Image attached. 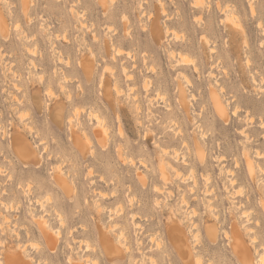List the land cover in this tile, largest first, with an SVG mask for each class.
Wrapping results in <instances>:
<instances>
[{
  "label": "rangeland",
  "instance_id": "rangeland-1",
  "mask_svg": "<svg viewBox=\"0 0 264 264\" xmlns=\"http://www.w3.org/2000/svg\"><path fill=\"white\" fill-rule=\"evenodd\" d=\"M198 2L0 0V264H264V0Z\"/></svg>",
  "mask_w": 264,
  "mask_h": 264
},
{
  "label": "bare ground",
  "instance_id": "bare-ground-1",
  "mask_svg": "<svg viewBox=\"0 0 264 264\" xmlns=\"http://www.w3.org/2000/svg\"><path fill=\"white\" fill-rule=\"evenodd\" d=\"M196 1L195 0V3L194 5H196ZM199 2L198 3H201V0H198ZM197 3V4H198ZM23 4V2H22ZM26 9V8H25ZM226 9V8H225ZM233 20V19H232ZM235 21V20H234ZM3 23V22H2ZM4 31V30H3ZM121 53V52H120ZM187 63V62H186ZM209 97H210V102L213 106V109L216 113V115L224 120L225 122H227L229 120V117H228V113H227V110L223 104V102L221 101L220 99V96L214 91V90H211L210 94H209ZM185 96H184V93L182 92L181 95H180V104H182L183 106L186 107V103H185ZM247 114V113H246ZM252 120V119H251ZM176 125V124H175ZM101 135H103V133L101 132ZM105 135V134H104ZM104 137V136H103ZM186 144V143H185ZM21 145V144H20ZM20 145H15V150L17 151V153H19L21 156H23L24 158H30V157H33L34 158V155L31 156V154L27 153L25 150L26 148L25 147H21ZM158 145V144H157ZM25 148V149H24ZM162 149V148H161ZM165 150V149H164ZM166 151V150H165ZM189 151V150H188ZM163 152V151H162ZM164 153V152H163ZM177 154V153H175ZM178 155V154H177ZM176 155V156H177ZM175 156V157H176ZM178 158V157H177ZM176 160V159H175ZM163 161V159H162ZM161 161V162H162ZM124 164V163H123ZM247 166L249 168V170L251 172H253V165L251 163V161H247ZM172 167V166H171ZM247 168V170H248ZM160 170H161V174H162V178L164 179V181H168V178L166 177V165L163 164L162 162V165L160 167ZM175 172V171H174ZM191 173V172H190ZM177 174V173H176ZM175 174V175H176ZM192 174V173H191ZM253 175V173H252ZM179 176V175H177ZM206 178V177H205ZM209 181V180H208ZM235 181V180H234ZM195 182V181H194ZM234 183V182H233ZM195 185V184H194ZM64 187L68 189V186L66 184H64ZM207 188V187H206ZM192 190V189H191ZM207 192V191H206ZM207 194V193H206ZM184 200V199H183ZM243 216V215H242ZM247 220V219H246ZM40 230L42 232V234L44 235L45 238L48 237V234L47 232L45 231L43 225L40 226ZM211 232V231H210ZM173 235L171 236V240L172 242L174 243V245L178 248L179 252H180V256L182 257V259L185 261L186 259L188 258H191V254L189 252V250L186 248V246H184V242L182 240H180L179 235V230L177 228H174L173 229ZM51 235V234H50ZM122 235V233H121ZM227 236V235H226ZM225 236V237H226ZM51 236H49V240ZM121 237V236H120ZM53 239V237H52ZM54 240V239H53ZM56 241V240H55ZM229 241L231 242V249L232 251L238 256V260L240 261V264H254V260H252L248 250L245 248L244 244H242V241H241V236L239 235V233H236V232H232L231 236H229ZM48 243H51L52 242H48ZM107 243V242H105ZM50 244V245H51ZM54 244V243H53ZM107 245V244H106ZM127 248V247H126ZM263 248V247H262ZM109 250V249H108ZM197 261H199L197 259ZM201 261V260H200ZM261 261V260H260ZM195 263V262H194ZM197 263V262H196ZM195 263V264H196ZM5 264H13L11 263L10 261H6ZM259 264V263H258Z\"/></svg>",
  "mask_w": 264,
  "mask_h": 264
}]
</instances>
